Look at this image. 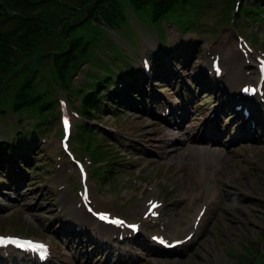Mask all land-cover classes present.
I'll list each match as a JSON object with an SVG mask.
<instances>
[{
  "label": "rangeland",
  "instance_id": "obj_1",
  "mask_svg": "<svg viewBox=\"0 0 264 264\" xmlns=\"http://www.w3.org/2000/svg\"><path fill=\"white\" fill-rule=\"evenodd\" d=\"M85 1L89 0H68L69 4L66 6L59 5L55 10L59 20L51 22V28L57 30L60 23L67 24L69 19L81 17L82 8L79 12L77 8ZM247 1L244 0V3ZM225 5L227 3L221 0L220 6ZM38 9L39 5L34 6L32 12H37ZM141 12L146 14L147 11L144 8ZM229 15H232L230 20ZM229 15L208 13L205 15L204 21L210 28L201 35L204 49L195 55L196 59L186 70L187 76L200 71L197 77L201 81L206 80L205 85H213L216 82L209 81L211 75L209 56L215 53L220 55L221 49L218 43L220 35L226 36L224 44L229 49L230 59H239L238 64L249 62L252 69L256 70L253 54L241 55L239 52L236 34L247 38L253 34V30H256V37L264 38V19L238 18L234 11ZM83 17L87 18V15ZM84 21L80 20L78 24L71 23L68 37H80L84 41L97 32L96 47L99 50L109 48L110 30L104 28V25H95L97 23L91 19ZM214 28L215 31L212 32ZM115 29L119 34V28L115 27ZM203 29L208 28L205 26ZM30 30L32 29L29 27L28 31ZM53 43L54 40H47L37 53L42 52L44 48L48 50ZM59 44L63 47L67 46L64 40ZM262 46L264 47V41ZM234 50H237L238 54ZM43 60L41 63H37L36 60L26 62L21 69L23 75L33 73L35 89L42 90L46 87L50 95L59 92L58 99H64L68 109L71 110L78 103V96L69 101L60 90L59 83L47 80L51 76L50 61ZM231 64L232 66L226 68L225 76L221 79L223 88L220 90V95L224 92L227 83L230 85L227 90L233 95L239 89L237 84L241 77L233 84V76L250 74L248 70L241 69L240 66L235 68L232 62ZM84 69L90 70V65L86 62H82L80 69H77L71 77L75 85L80 80H85L82 74ZM199 83L198 80L196 86H199ZM205 85L203 86L207 89ZM203 86L200 90H206ZM160 87L169 90L166 86ZM213 88L215 87L208 88L211 94H215ZM216 91L219 93V89ZM202 96L204 99L203 93ZM56 107L60 109L58 104ZM74 119L82 122L81 126L74 124V132L80 133L75 140L81 142L79 144L81 150L78 153L90 164L87 167L89 171L87 182L92 198L100 207L114 209L123 215L129 214L132 218H140L148 201L147 197L159 198L163 203L161 214L156 220L161 221L164 232L169 231L173 237L174 235L180 237L190 230L192 232L198 230L194 233L193 239L182 246V250L177 249L169 256H150L153 253L143 250L150 255H146L147 259H138L136 264H264V145L248 144L241 147L232 158L226 160L216 175L208 173L205 169L203 176L201 170H198L195 175V186L188 190L183 187L181 174L174 163L162 162V159L156 161L155 157L150 158L149 161L143 156L147 152L143 154L139 150L140 145L146 143L153 151V138L159 136L155 124L147 115L140 112L139 108L119 105L113 110L108 108L102 112H92L88 118L77 115ZM56 123L57 118L50 121L49 129L45 128L48 130L47 133L40 137L39 150L31 157L30 165L39 164L35 167V174H30L29 180L20 184V190H11L14 184L10 185V188H3L6 191L5 194L0 195V232L24 233L23 230H26L28 233L45 235L44 229L49 231L48 228L53 225L74 232L75 225L81 224L72 218L67 219L65 224L63 221L57 222L61 213L64 212V216L67 217V212L73 213L71 210L75 203L78 207L75 195L71 197L68 180L72 178L77 188L79 181L71 172L70 162L59 153L57 138L60 129ZM83 125L91 127L98 134L88 130L82 131ZM30 153L33 151H29L28 155ZM151 154L153 152L149 153ZM94 165L98 167L97 175L93 172L91 174ZM210 184L213 188H210ZM209 188L212 192L208 191ZM213 200L214 206L210 208L209 205ZM205 201L206 203L208 201V208L199 220L201 225H198V228L189 227L187 223L190 225L195 222L197 210ZM146 225L148 228L154 227L150 223ZM56 229L57 227L52 231ZM87 238L101 242L93 235ZM115 241H117L115 237L107 240V242Z\"/></svg>",
  "mask_w": 264,
  "mask_h": 264
},
{
  "label": "trees",
  "instance_id": "obj_2",
  "mask_svg": "<svg viewBox=\"0 0 264 264\" xmlns=\"http://www.w3.org/2000/svg\"><path fill=\"white\" fill-rule=\"evenodd\" d=\"M5 2H7V0H4ZM175 1L177 0H158L157 2H159L160 4L164 5V6H170L172 3H174ZM191 1V0H190ZM164 2V3H163ZM172 7H168V9H170ZM0 35H2V33L0 32ZM7 39L8 40H12V37H11V34H7ZM8 52H4L1 50L2 53H4L5 55L7 53L11 54V53H15V52H12V49L10 47L7 48ZM14 58H17V57H14ZM17 95V96H16ZM93 95V96H91ZM14 100H17L15 102L12 103L15 104L13 105L16 109H19L22 105H25L27 102H29L31 100V98L28 96L27 92L26 91H22L21 93H16L15 96H14ZM99 99L95 97L94 94H89L87 96V102H88V106L89 107H94L96 109L99 110L100 108V104H98V101Z\"/></svg>",
  "mask_w": 264,
  "mask_h": 264
},
{
  "label": "snow or ice",
  "instance_id": "obj_3",
  "mask_svg": "<svg viewBox=\"0 0 264 264\" xmlns=\"http://www.w3.org/2000/svg\"><path fill=\"white\" fill-rule=\"evenodd\" d=\"M64 125H65V128L67 129V126H68V120L67 119L64 120ZM149 203H150V208L156 207V205L154 203H152V202H149ZM100 215H101L102 219H105V220L108 219L107 214H100ZM111 222L116 223V224H122L123 223V221L116 220V219H113ZM129 227L135 228L136 226L135 225H129ZM6 243L16 244L20 248H31L33 250H35L36 248H40V249L46 250V246L42 245V244L41 245H34L31 241H18V240L11 239V238L0 237V245L6 244ZM40 254H41V256H43L45 253L42 251Z\"/></svg>",
  "mask_w": 264,
  "mask_h": 264
},
{
  "label": "bare ground",
  "instance_id": "obj_4",
  "mask_svg": "<svg viewBox=\"0 0 264 264\" xmlns=\"http://www.w3.org/2000/svg\"><path fill=\"white\" fill-rule=\"evenodd\" d=\"M226 37V36H225ZM235 45V44H234ZM218 47V46H217ZM204 56V55H203ZM199 60V59H198ZM206 67V66H205ZM233 68V67H232ZM234 70V69H233ZM233 72V71H232ZM210 81V80H209ZM228 84V83H227ZM147 201V200H146ZM145 204V203H144ZM145 206H146V204H145ZM148 206V205H147ZM147 208V207H146ZM199 209H201V208H199ZM153 210H157V209H153ZM72 211V210H71ZM196 212V211H195ZM72 213V212H71ZM161 214V213H160ZM172 216V215H171ZM176 216V215H175ZM173 217V216H172ZM162 219V218H161ZM170 219H172V218H170ZM176 219V218H175ZM178 220V219H177ZM190 220V219H189ZM161 222V221H160ZM172 222V221H171ZM179 222V221H178ZM188 222V221H187ZM174 223V222H173ZM182 223V222H181ZM193 223V222H192ZM180 224V223H179ZM187 224H189V223H187ZM73 225V224H72ZM165 225V224H164ZM186 225V224H185ZM170 226V225H169ZM167 227V226H166ZM169 229H170V227H168ZM177 228V227H176ZM194 228V227H193ZM204 229V228H203ZM186 231V230H185ZM166 232V231H165ZM182 232V231H181ZM184 232V231H183ZM175 233V232H174ZM185 233V232H184ZM177 236V235H176ZM174 237H175V235H174ZM193 237V235L191 236V238Z\"/></svg>",
  "mask_w": 264,
  "mask_h": 264
}]
</instances>
